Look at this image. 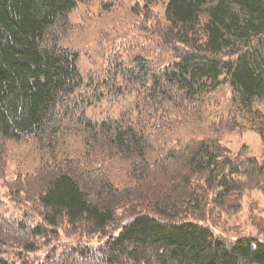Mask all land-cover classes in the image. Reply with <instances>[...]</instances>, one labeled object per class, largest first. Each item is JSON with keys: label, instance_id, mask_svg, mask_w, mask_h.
<instances>
[{"label": "trees", "instance_id": "obj_1", "mask_svg": "<svg viewBox=\"0 0 264 264\" xmlns=\"http://www.w3.org/2000/svg\"><path fill=\"white\" fill-rule=\"evenodd\" d=\"M158 1L146 0L142 18L149 19ZM162 1L166 26L158 34L160 46H170L176 61L159 68L143 56L133 66L116 63L113 72L121 80L113 78L114 94L128 85L137 106L192 105L188 120L205 123L209 116L200 111L205 97L229 83L233 106L228 117L219 114L207 123L210 137L179 142L149 157L156 147L146 124L124 116L88 119L82 104L74 102L84 83L80 55L61 45L57 32L63 33L78 0H0V161L8 140L54 146L66 117L74 114L88 149L119 157L130 175L117 187L90 159L40 167L32 185L43 224L5 226L27 244L14 246L33 249L30 239L53 232L63 219L91 235H107L120 209L129 219L118 234L105 236L99 247L68 248L72 251L59 264H95L101 258L108 264H264V240H228L204 223L213 206L236 212L245 192L264 193V152L261 159L233 155L222 143L235 129H250L264 141V110L255 108L264 103V0ZM135 11L140 17L142 11ZM150 172L156 173L157 192L143 183ZM74 253L78 256L71 259ZM0 264L16 263L0 258Z\"/></svg>", "mask_w": 264, "mask_h": 264}, {"label": "rangeland", "instance_id": "obj_2", "mask_svg": "<svg viewBox=\"0 0 264 264\" xmlns=\"http://www.w3.org/2000/svg\"><path fill=\"white\" fill-rule=\"evenodd\" d=\"M145 4L146 0H78L68 16L66 26L62 27L63 33L58 30L57 35L61 45L79 52L78 66L84 83L75 92L74 102L82 104L86 118L102 121L107 117L124 116L133 122H143L146 124L147 135L157 148L149 153L148 156L152 157L156 151L177 147L179 142L210 137L211 129L207 123L219 114L229 116L233 106V92L229 83H223L205 97L200 107L201 114L207 113L209 116L208 119L205 117V123L188 120L195 111L192 105L178 108L166 102L159 109L137 106L135 95L129 93L133 88L128 85L122 93L115 95L112 89L114 79L116 83L121 80V76L113 72L116 63L133 66L136 57L143 56L159 68L176 61L175 52L167 45L162 49L160 45L164 43H160L158 37L161 29L166 26L163 1L159 0L151 6L147 20L142 18L145 16ZM136 8L142 11L140 17L135 16ZM98 91L102 92L99 97L92 95V92ZM255 108L264 110V103H257ZM83 129L77 116L70 114L54 146L40 147L31 139L5 142L4 155L0 161V258L16 264H59L58 259L72 250L85 245L94 248L101 246L105 236L108 238L118 234L121 225L128 221L129 214L119 209L118 220L115 226L109 227L107 235H91L87 229L72 227L63 219L48 235L31 238L32 244H35L33 249L20 247L27 244L19 238H12L11 231L5 230V226H17L20 222L33 225L30 227L43 224L38 193L32 183L38 169L44 165L55 164L63 159H90L93 166L101 169L103 175L115 186H123L130 181L126 163L122 159L110 158L108 152L99 147L88 149ZM222 143L233 155L243 153L244 156L261 159L264 152V141L250 129L243 133L236 129L226 132ZM178 166L181 170V164ZM155 176L156 173L150 172L143 183L152 185V189L157 192ZM168 182L165 180L164 184L168 186ZM213 207L212 212L207 213L204 223L216 235L228 240L241 236H256L264 240L262 191L257 189L245 192L241 207L236 212ZM68 248L72 250L66 251ZM77 256L74 253L71 259ZM95 264L108 263L105 258H101Z\"/></svg>", "mask_w": 264, "mask_h": 264}]
</instances>
